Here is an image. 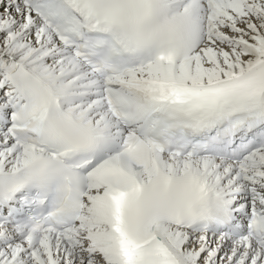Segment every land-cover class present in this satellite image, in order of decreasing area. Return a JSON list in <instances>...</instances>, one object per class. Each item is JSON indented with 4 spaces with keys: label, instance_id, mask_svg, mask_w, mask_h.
Instances as JSON below:
<instances>
[{
    "label": "snow or ice",
    "instance_id": "snow-or-ice-1",
    "mask_svg": "<svg viewBox=\"0 0 264 264\" xmlns=\"http://www.w3.org/2000/svg\"><path fill=\"white\" fill-rule=\"evenodd\" d=\"M0 264H264V0H0Z\"/></svg>",
    "mask_w": 264,
    "mask_h": 264
}]
</instances>
